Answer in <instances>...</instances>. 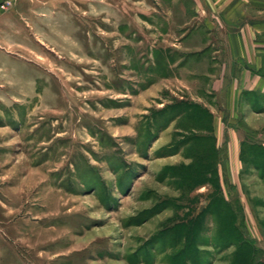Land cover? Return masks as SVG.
Masks as SVG:
<instances>
[{"label":"rangeland","instance_id":"374dc122","mask_svg":"<svg viewBox=\"0 0 264 264\" xmlns=\"http://www.w3.org/2000/svg\"><path fill=\"white\" fill-rule=\"evenodd\" d=\"M244 1L0 9V264H264V92L242 93V163L204 105L226 45L204 20L261 27Z\"/></svg>","mask_w":264,"mask_h":264},{"label":"crops","instance_id":"0c3cea01","mask_svg":"<svg viewBox=\"0 0 264 264\" xmlns=\"http://www.w3.org/2000/svg\"><path fill=\"white\" fill-rule=\"evenodd\" d=\"M195 1L192 0V2ZM249 2L247 0L243 3ZM247 7L252 9L251 6ZM250 14L245 11L237 19L229 16L223 17L219 19L220 21L218 20L217 24L211 20L213 18H208L209 22L204 20L208 33L226 36L225 47L217 46L214 49L216 55L210 63L211 70L205 72L208 82L212 84V90L209 92L214 96L212 102L204 103L212 114L216 140L221 143L217 146L225 143L223 146L226 150L223 157H220L221 163L225 164L230 161L242 163L240 152L243 144L247 142L246 137L236 136L233 130L234 119L237 117L236 121L240 120L244 125L255 119L250 113L245 114L246 107L242 100V93L247 90L264 92V59L262 58L264 57V42L263 44L259 42L261 34L263 35L261 41H264V24L258 27L260 25L257 26V22L250 19ZM191 51L194 49L192 48Z\"/></svg>","mask_w":264,"mask_h":264},{"label":"built area","instance_id":"2783aa9c","mask_svg":"<svg viewBox=\"0 0 264 264\" xmlns=\"http://www.w3.org/2000/svg\"><path fill=\"white\" fill-rule=\"evenodd\" d=\"M12 0H0V9H6L11 5Z\"/></svg>","mask_w":264,"mask_h":264}]
</instances>
